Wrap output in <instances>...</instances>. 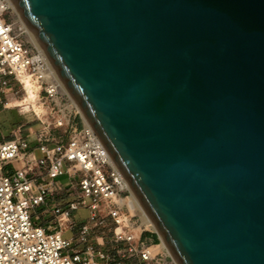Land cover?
Returning <instances> with one entry per match:
<instances>
[{"label":"water","instance_id":"obj_1","mask_svg":"<svg viewBox=\"0 0 264 264\" xmlns=\"http://www.w3.org/2000/svg\"><path fill=\"white\" fill-rule=\"evenodd\" d=\"M179 264H264V0H13Z\"/></svg>","mask_w":264,"mask_h":264},{"label":"built area","instance_id":"obj_2","mask_svg":"<svg viewBox=\"0 0 264 264\" xmlns=\"http://www.w3.org/2000/svg\"><path fill=\"white\" fill-rule=\"evenodd\" d=\"M15 15L0 0V104L33 113L40 128L34 146L0 141V264H179L131 208L124 175ZM81 208L89 215L78 223Z\"/></svg>","mask_w":264,"mask_h":264},{"label":"crops","instance_id":"obj_3","mask_svg":"<svg viewBox=\"0 0 264 264\" xmlns=\"http://www.w3.org/2000/svg\"><path fill=\"white\" fill-rule=\"evenodd\" d=\"M8 110H16L21 119L17 122L12 123L6 122L5 120H0V141L5 139H12L15 136H23L28 139L31 146L36 145V133L39 130L40 126L39 128L34 129L33 125L28 120L27 113H20L16 108H4L3 105L0 104V114ZM37 155L40 156L41 153L37 151ZM20 165L21 164L19 162L9 164L5 167V171L14 173L15 168L20 167ZM47 216L51 217L50 214H48ZM156 239H158L157 236Z\"/></svg>","mask_w":264,"mask_h":264},{"label":"bare ground","instance_id":"obj_4","mask_svg":"<svg viewBox=\"0 0 264 264\" xmlns=\"http://www.w3.org/2000/svg\"><path fill=\"white\" fill-rule=\"evenodd\" d=\"M10 1V5L12 6L13 8V12L14 14H16L18 16V20L16 21L17 24H19V26L21 27V29L25 32L27 38L29 39L30 42L33 43L34 46H36L40 51H44L41 44L39 43V41L37 40V38L35 37L34 33L32 32L31 28L27 25V23L23 20V18L21 17L16 5L14 4L13 0H9ZM48 57V56H47ZM48 61H49V64L51 66H53L48 58ZM53 68V71L54 73L56 74V76L59 78V83L61 84L62 88H63V91L68 93L71 98L73 99V101L76 103V101L74 100V98L72 97V95L69 93L66 85L64 84V82L62 81V79L60 78V76L58 75L57 71L55 70L54 67ZM30 97L31 98H34L35 95L34 94H30ZM78 109L81 111L79 105L76 103ZM82 112V111H81ZM83 114V113H82ZM84 116V114H83ZM85 117V116H84ZM86 118V117H85ZM87 120V119H86ZM88 121V120H87ZM130 187V186H129ZM131 189V188H130ZM132 191V189H131ZM131 204H135L136 205V208H137V211L141 214V217H142V220L143 221H149L151 222V224L153 225V228L156 229V226L154 225L153 221L151 220V218L149 217L148 213L146 212V210L144 209V207L142 206V204L140 203L139 199L137 198V196L135 195V193L132 191V197H131ZM157 230V229H156ZM163 245L165 248H167L169 251V247L167 246V244L163 241ZM171 252V251H170Z\"/></svg>","mask_w":264,"mask_h":264},{"label":"rangeland","instance_id":"obj_5","mask_svg":"<svg viewBox=\"0 0 264 264\" xmlns=\"http://www.w3.org/2000/svg\"><path fill=\"white\" fill-rule=\"evenodd\" d=\"M12 19L17 21L18 20V16L15 15L14 18H12ZM14 103H17V102L14 100ZM27 117H28V120L33 125V128L34 129L39 128L40 124H39L38 120L36 119V117L33 115V113L28 112L27 113ZM20 119L21 118L19 117V115L16 112V110H8V111H5V112H3V113L0 114V120H2V121L5 120L6 122H9V123L17 122ZM16 168H19V167H16ZM59 180L62 181V182L67 183V176H62V177L59 178ZM131 208L137 211V208H136V205L135 204H131ZM37 211L40 212L41 209H38ZM37 211L35 210V211H32V212H37ZM47 215L48 214H45V218H50V216H47ZM88 215H89L88 210L87 209H84V208H81V209L75 211L72 214V218H74L78 223H80V222L84 221L88 217ZM143 224L148 225V226H151L153 228V225L151 224V222H149L147 220L146 221H143ZM72 235H73V232L70 231V232H67L64 236H65V238H69Z\"/></svg>","mask_w":264,"mask_h":264},{"label":"trees","instance_id":"obj_6","mask_svg":"<svg viewBox=\"0 0 264 264\" xmlns=\"http://www.w3.org/2000/svg\"><path fill=\"white\" fill-rule=\"evenodd\" d=\"M148 234H149V233L146 232V233L144 234V236H147ZM153 236H154V238L156 239V235L154 234Z\"/></svg>","mask_w":264,"mask_h":264}]
</instances>
